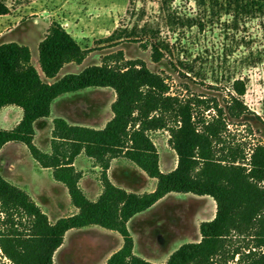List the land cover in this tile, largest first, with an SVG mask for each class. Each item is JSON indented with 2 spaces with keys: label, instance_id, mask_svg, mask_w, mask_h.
<instances>
[{
  "label": "trees",
  "instance_id": "16d2710c",
  "mask_svg": "<svg viewBox=\"0 0 264 264\" xmlns=\"http://www.w3.org/2000/svg\"><path fill=\"white\" fill-rule=\"evenodd\" d=\"M222 6L234 17L264 13V0H225ZM8 13L9 6L0 0V15ZM151 31L152 58L160 61L169 45L158 29ZM132 34L122 29L106 40L116 42ZM87 54L57 21L38 45L45 78L32 63L29 46L16 41L0 44V110L7 105L23 110L14 128L0 127V150L8 142L25 144L37 165L51 168L54 179L66 186L78 209L51 222L27 191L0 174L2 255L11 264H55L54 254L68 230L98 225L119 232L124 241L106 264H264V143H256L247 152L240 142L230 139L229 130L230 123L248 119L250 110L242 99L245 82L234 80L230 98L222 106L215 98L180 97L170 93L162 75L151 71L143 60L124 59L122 51L106 56L101 64L57 78L65 64H81ZM88 87L115 90L113 117L100 129L54 118L52 151H42L34 143L35 121L50 116L52 102L59 95ZM158 130L169 132L177 154V166L169 172L161 170L151 137ZM81 152L101 170L102 192L95 200L84 193L83 173L74 166ZM118 157L156 178V188L137 193L115 185L108 169ZM170 192L209 195L216 202V213L212 220L200 223V241L183 243L166 262L154 263L134 253L127 223Z\"/></svg>",
  "mask_w": 264,
  "mask_h": 264
},
{
  "label": "rangeland",
  "instance_id": "374dc122",
  "mask_svg": "<svg viewBox=\"0 0 264 264\" xmlns=\"http://www.w3.org/2000/svg\"><path fill=\"white\" fill-rule=\"evenodd\" d=\"M4 1L9 6V13L0 15V44L9 41L30 44L34 47L33 61L37 66L36 46L50 25L57 21L70 31L83 49L88 50L85 67L101 64L106 56L122 51L124 59L143 60L151 71L162 75L170 86V93L184 98H215L221 106L229 100L234 80H243L246 92L242 99L250 112L247 120L229 124L230 139L240 142L247 152L256 143H264V13L234 17L223 8L225 0H206L203 4L198 0H166L165 4L164 0ZM122 29L135 34L116 42L106 40L114 31ZM151 29H158L161 39L169 45L160 61L152 58ZM116 62L112 58L111 63ZM75 93L69 106L72 115L87 105L101 107L105 112L110 101L116 98L115 90L110 87H88ZM58 108L60 106L56 111L54 108L55 114ZM3 126L9 129L12 125L6 123ZM151 137L163 169H172L177 155L170 144L169 132L152 131ZM38 144L45 150L44 141H38ZM1 167L5 172L11 169L34 191L45 189L46 195L47 189L52 188L51 172L37 170L39 166L25 144H8L0 153ZM128 171L114 169L112 179L135 190L151 189L149 176L141 169L136 167ZM65 194L70 200L67 188ZM199 199L200 196L193 193L174 192L152 210L148 225L165 228L166 235L171 236L166 244L168 249L181 242H197L195 236L199 229L195 227V221L209 210L208 203ZM130 228L135 232L134 224ZM102 231L106 230L100 226L75 230L67 238L64 248L72 251H57L54 263H103L110 251L102 250L115 241L110 239L98 247L105 239ZM151 231L154 235L155 230ZM114 233L120 237L119 233ZM135 236L137 255L159 260L161 255L170 252L155 248L153 241L149 247L140 234ZM0 264H11L1 250Z\"/></svg>",
  "mask_w": 264,
  "mask_h": 264
},
{
  "label": "crops",
  "instance_id": "0c3cea01",
  "mask_svg": "<svg viewBox=\"0 0 264 264\" xmlns=\"http://www.w3.org/2000/svg\"><path fill=\"white\" fill-rule=\"evenodd\" d=\"M67 31L70 32L68 29H67ZM17 42L21 43L20 41H17ZM21 44H25V45L30 47L31 54H32V57H31L32 63L35 65V67L38 69L41 76L44 78V75L40 69V66H37L33 61L34 47H32L30 44H27V43H21ZM37 45H38V43H37ZM36 47H38V46H36ZM85 59L81 64H77V63L65 64L64 67L61 69L57 78L62 77L66 73L80 72L83 68H85V66L83 65L85 63ZM65 71H67V72H65ZM48 81L52 82L53 80L49 79ZM75 92H77V91L67 92V93L61 94L58 97H56L53 100L52 105H51L50 116L45 117V118H39L35 121V123H34V127H35L34 143L42 151L47 152V153H50L52 151L51 140H52V130H53L54 118H57V117L64 118L65 120H67L68 123H70L72 125H80V126H86V127H92V128L100 129V128H103L106 125V123L113 117V112L111 110V104L115 100V97L110 101V103L108 105V110L105 112L101 109V107H97V106H91L90 107L87 105V106H84V107L78 109V111L76 112L77 114L72 115L70 112L69 106H70V103L73 101L72 96H75V94H76ZM58 106H60V108H58V110H57L58 112H56L57 114H55L54 108L56 111V107H58ZM1 113H2V116L0 117V127L1 128H4L3 125L6 123H9L12 125L9 129L14 128L20 122V120L23 116L22 108L19 106H16V105L4 106L0 110V114ZM5 129H7V128H5ZM38 141H40V142L44 141V144H45L44 149L45 150H43L42 146L40 144H38ZM10 143L11 142L6 143L2 147V149L0 150V153ZM16 143H18V142H16ZM18 144H22V143H18ZM83 154H85V153L81 152L75 158L74 166L78 170L82 171V173H83L82 178L80 179V186L83 189L84 193L86 194V196L89 199L95 200V199H97V197L102 192V185H101V181H100V167L96 166L94 164L93 159H91L90 157H88V156H87L88 158L83 157L84 156ZM119 158L120 157L114 158L111 162L110 168L108 169V176H109L110 180L115 185H117V186L121 185L119 187H122V188L124 187V189L127 188L126 190H128V191H133V192H137V193L150 192L156 188L157 179L151 178V177H149V179H147V180H149L150 185H151V189L149 191L135 190L134 188H131L130 186L129 187L126 186V184H117L112 179V171L114 169H117V168L120 169L121 168V170H123V172H129L128 169H135L136 167L139 168L138 166H136L134 163H132L128 159H126L124 157H121L120 159ZM159 163H160V168L163 172H169L177 166V160H176V164L174 165V167L172 169L164 170L160 161H159ZM36 164H37V162H36ZM11 165L13 166V163H11ZM12 166H10V168H13ZM37 170L40 172L49 171L52 174L51 168L38 167ZM0 174H2L10 182L18 185L19 187H21L22 189L27 191L29 193V195L36 201V203L43 209V211H45L47 213L51 222H56L61 217L69 216V215H72V214H75L76 212H78V209L72 204L71 199L68 200V198L66 197V194H65L66 186L64 184H62L61 182L56 181L55 179L52 182V186H51L52 188L47 189V194L45 195L43 193L45 191V189H42V191L41 190L40 191L32 190V188H30V185L28 183L24 182L23 180H20V178H18L19 176L16 173H14L11 169H9L7 172H5L4 168L1 167L0 168ZM52 176H53V174H52ZM172 193H174V192L168 193L167 195H165L163 198H161L159 201H157L154 205H152L147 210H144V211L134 215L127 223L128 229H129V231H130V233L134 239V253L136 251V246H135L136 245V242H135V239H136L135 234L136 233H138V235L140 234V236L143 238V240L147 241L146 244L148 243L149 247L152 246L151 241H153V243L155 244V246H154L155 248L161 249L162 251H170L164 255H161L159 260L153 259L152 257H149V256H141L142 258L149 260L151 262H154V263L166 262L170 256V254L173 251H175L180 245H182V242H181V244L176 246L175 248H169L168 249L166 244H167L168 239L171 236H169L168 234L166 235V232L164 231L165 228H163L161 226H152V227L150 226L149 227L148 222H147V219L149 218L150 214L153 212L152 210L156 206L161 204ZM62 196H64V198ZM198 196H200L199 200H204L208 203V208H209V210L207 212H204L200 216H198V218L195 221V227H197L199 229L200 223L202 221L212 220L214 218L215 213H216V202L209 195H198ZM131 224H134V229H135L136 233L130 228ZM91 226H98V225H91ZM87 227H89V226H87ZM104 229L106 231H102V234L104 235L105 239L103 240V242L101 244H98V247L104 246V244L108 243V240H110V239H113L115 242L113 244H111L110 246H108V248H106L105 250H102V251H110V252L107 254L103 263H100V264H106L109 256L113 252L119 250L122 247L123 242H124L123 237L121 236V234L119 232L114 231V230H109L106 228H104ZM152 229L155 230L154 235H151ZM75 230H84V227L83 228H73V229L68 230L65 234L63 244L56 250V252L57 251H63V250L64 251H72L71 249H64V248H66L67 238ZM114 232L119 233L121 238L118 235H116V233H114ZM195 238H198L197 241L201 240L200 229H199V233L196 234Z\"/></svg>",
  "mask_w": 264,
  "mask_h": 264
}]
</instances>
